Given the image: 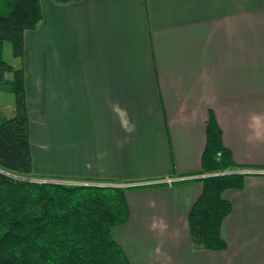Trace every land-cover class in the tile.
Segmentation results:
<instances>
[{
    "label": "crops",
    "instance_id": "obj_1",
    "mask_svg": "<svg viewBox=\"0 0 264 264\" xmlns=\"http://www.w3.org/2000/svg\"><path fill=\"white\" fill-rule=\"evenodd\" d=\"M40 3L11 63L26 73L35 173L133 182L113 230L132 264H264V0ZM211 113L249 173L224 191L217 251L195 250L188 223Z\"/></svg>",
    "mask_w": 264,
    "mask_h": 264
},
{
    "label": "trees",
    "instance_id": "obj_2",
    "mask_svg": "<svg viewBox=\"0 0 264 264\" xmlns=\"http://www.w3.org/2000/svg\"><path fill=\"white\" fill-rule=\"evenodd\" d=\"M7 1L0 7V91L14 95L15 114L6 117L0 108V264H132L113 230L129 219L126 194L136 187L133 182L75 181L81 178L34 171L25 69L9 63L3 51L9 42L14 57L21 58L25 31L37 28L43 12L40 0ZM246 167L235 162L211 113L197 172L203 191L188 215L195 250L227 248L221 231L232 204L223 194L243 187Z\"/></svg>",
    "mask_w": 264,
    "mask_h": 264
},
{
    "label": "rangeland",
    "instance_id": "obj_3",
    "mask_svg": "<svg viewBox=\"0 0 264 264\" xmlns=\"http://www.w3.org/2000/svg\"><path fill=\"white\" fill-rule=\"evenodd\" d=\"M8 1L7 0H0V7H7L8 5ZM3 55H4V58L9 62V63H16V65H18V61H15L16 58H14V55H13V50H12V47H11V44L9 42H6L5 43V46H4V51H3ZM11 77V75H9ZM6 90H1V93H0V105L1 106H7L8 103H9V99H13V101L11 100V103L14 104V95L11 94L10 92H5ZM11 104V105H12ZM5 116H8L9 114L5 111ZM69 181V180H67ZM75 181H78V180H75ZM69 182H74V181H69ZM203 183V182H202Z\"/></svg>",
    "mask_w": 264,
    "mask_h": 264
}]
</instances>
